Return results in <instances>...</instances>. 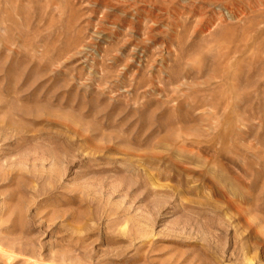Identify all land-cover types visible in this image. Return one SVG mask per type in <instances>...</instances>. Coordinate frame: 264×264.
Wrapping results in <instances>:
<instances>
[{
	"label": "rangeland",
	"instance_id": "obj_1",
	"mask_svg": "<svg viewBox=\"0 0 264 264\" xmlns=\"http://www.w3.org/2000/svg\"><path fill=\"white\" fill-rule=\"evenodd\" d=\"M146 1L0 0V264H264V0Z\"/></svg>",
	"mask_w": 264,
	"mask_h": 264
},
{
	"label": "bare ground",
	"instance_id": "obj_2",
	"mask_svg": "<svg viewBox=\"0 0 264 264\" xmlns=\"http://www.w3.org/2000/svg\"><path fill=\"white\" fill-rule=\"evenodd\" d=\"M122 1H123V0H122ZM128 1H129V0H128ZM137 1H138V0H137ZM137 1L134 0V2H136V3H137ZM145 1H146V0H145ZM146 2H148V1H146ZM156 2H158V1H156ZM136 3H135V4H136ZM143 3H144V2H143ZM143 3H142V4H143ZM133 4H134V3H133ZM134 6H135V5H134ZM130 7H131V6H130Z\"/></svg>",
	"mask_w": 264,
	"mask_h": 264
}]
</instances>
